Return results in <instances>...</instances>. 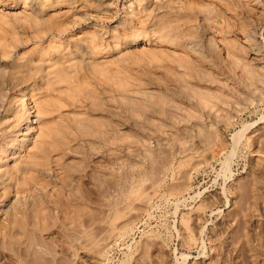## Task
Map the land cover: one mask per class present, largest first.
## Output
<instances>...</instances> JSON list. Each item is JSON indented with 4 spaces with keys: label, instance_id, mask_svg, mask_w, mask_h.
<instances>
[{
    "label": "rangeland",
    "instance_id": "1",
    "mask_svg": "<svg viewBox=\"0 0 264 264\" xmlns=\"http://www.w3.org/2000/svg\"><path fill=\"white\" fill-rule=\"evenodd\" d=\"M0 264H264V0H0Z\"/></svg>",
    "mask_w": 264,
    "mask_h": 264
},
{
    "label": "bare ground",
    "instance_id": "2",
    "mask_svg": "<svg viewBox=\"0 0 264 264\" xmlns=\"http://www.w3.org/2000/svg\"><path fill=\"white\" fill-rule=\"evenodd\" d=\"M256 49H257V48H256ZM234 134H235V133H234ZM237 134H238V135H237ZM239 134H240V133L237 132L234 136L237 135L238 137H240ZM236 138H237V137H236ZM234 139H235V138H234ZM235 141H239V140H236V139H235ZM179 192H180V191H179ZM66 199H67V198H66ZM64 202H66V200H65ZM67 203H68V202H67ZM146 203H147V202H146ZM71 204H72V203H71ZM71 204H70V205H71ZM144 205H145V203H144ZM67 207H68V206H67ZM68 208H70V207H68ZM68 208H67V209H68ZM75 210H76V209H75ZM77 210H78V208H77ZM130 223H132V222H130ZM125 228H126V227H125ZM127 228H129V227H127ZM118 230L120 231V230H122V229H118ZM118 230H117V231H118ZM126 230H127V229H126ZM129 230H130V229H129ZM124 231H125V229H124ZM115 232H116V231H115ZM117 233H118V232H117ZM119 233H120V232H119ZM123 233H124V232H123ZM125 233H126V232H125ZM118 235L121 236L122 233H121V234H118ZM123 235H124V234H123ZM117 237H118V236H117ZM113 239H114L113 234H112V236H110V237L108 236V238L105 239L106 242L104 241L106 245H105V244H104V245H105V246L109 245V244H110L109 242H110V241H113ZM115 241H116V239H115ZM104 245H103V249H105V248H104ZM104 251H105V250H104Z\"/></svg>",
    "mask_w": 264,
    "mask_h": 264
}]
</instances>
